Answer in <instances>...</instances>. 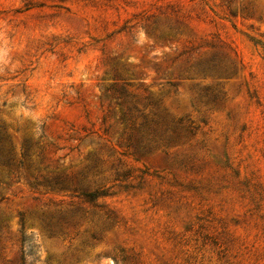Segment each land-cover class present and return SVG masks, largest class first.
I'll return each mask as SVG.
<instances>
[{
	"label": "rangeland",
	"instance_id": "374dc122",
	"mask_svg": "<svg viewBox=\"0 0 264 264\" xmlns=\"http://www.w3.org/2000/svg\"><path fill=\"white\" fill-rule=\"evenodd\" d=\"M1 125L0 264H264V0H0Z\"/></svg>",
	"mask_w": 264,
	"mask_h": 264
},
{
	"label": "trees",
	"instance_id": "16d2710c",
	"mask_svg": "<svg viewBox=\"0 0 264 264\" xmlns=\"http://www.w3.org/2000/svg\"><path fill=\"white\" fill-rule=\"evenodd\" d=\"M4 126H0V169L6 172H11L13 168L16 170L15 175L18 176V170L23 167L26 159L29 157L31 145L27 142H23L20 146V152L16 156L13 147L7 140L8 135L4 130ZM62 188V187H61ZM73 191H78L77 187H72ZM81 195L88 198H94L97 194H102V192L92 191L86 192L83 190L78 191Z\"/></svg>",
	"mask_w": 264,
	"mask_h": 264
}]
</instances>
